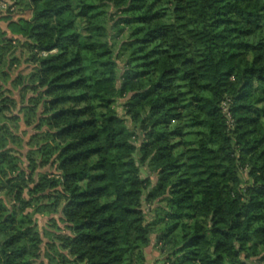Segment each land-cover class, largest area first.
Listing matches in <instances>:
<instances>
[{
    "label": "trees",
    "instance_id": "obj_1",
    "mask_svg": "<svg viewBox=\"0 0 264 264\" xmlns=\"http://www.w3.org/2000/svg\"><path fill=\"white\" fill-rule=\"evenodd\" d=\"M4 14L0 64L31 67L32 132L8 128L18 102L0 81V264H146L151 241L155 264L264 263V0H16ZM127 26L118 76L108 36ZM33 207L57 216L44 253Z\"/></svg>",
    "mask_w": 264,
    "mask_h": 264
},
{
    "label": "rangeland",
    "instance_id": "obj_2",
    "mask_svg": "<svg viewBox=\"0 0 264 264\" xmlns=\"http://www.w3.org/2000/svg\"><path fill=\"white\" fill-rule=\"evenodd\" d=\"M15 2H16V0H0V17L2 15H5L4 13H5V10L7 8H9V7H10V9L13 8ZM115 17H117V16H112L111 11L109 10L107 12V16L106 17L102 16L101 20H102L103 24L111 27L113 24V21L110 22V19H114ZM118 25H119L118 27H122L121 24H118ZM130 29H131V27L127 26V27H124V30L122 32L111 31V33H109V36H108V41L113 44L114 52H113L112 56L117 62V74H118V76H120L121 73L124 72L123 71L124 70V68H123L124 64L123 63H124L125 59L127 58V54H126L127 52L122 48L121 44L123 41L126 40L127 33ZM0 32L3 33L2 36H6L8 38L13 37V35L7 29V22L6 21L0 20ZM3 60L6 61V58ZM30 70H31V67L28 66L27 63H23V62L19 65H13L11 67L7 66L5 64V62L0 64V72L3 71V73L6 74V75H4L3 73H0V81L5 88L9 89L12 92L13 97H15L17 99V102H18V105L16 106V109L14 110V115H16V114L19 115V120L17 121L18 127L16 128L15 122L6 121L5 123L7 124L8 128H10L11 132H13V134L17 135L18 137H22L24 141H26L28 139L29 135L32 132V129H31V127L26 126L23 122L24 117H25V112L22 110V104L20 103L19 91H21L23 85H26L27 83H29L27 75L29 74ZM223 110L225 112L227 110L225 104H223ZM117 111L119 114H122V109L120 106L117 107ZM226 115L228 116V113H226ZM194 131H203V130H201V128H195ZM25 149H23V150L26 151ZM142 175L150 177V179L153 183L156 180L155 174H153L149 170H146V171L143 170ZM155 205L156 204H154L151 208L155 207ZM34 208H36V207L31 208L29 211L32 213H34V211H36V213L33 214V221H34V223H36L38 230L41 234V237L43 240V243L41 245V249H42V253H44L45 244L50 240L51 233L59 231L56 227L51 226V222L49 220L51 217L57 218V216L44 214V213L40 212L37 208H36L37 210ZM144 209L146 211V209H148V207L146 206V207H144ZM148 213H150V215H149L150 221L155 219L154 218L155 213H153L152 211L150 212V210L148 211ZM57 223H58L59 227L62 226L59 222H57ZM158 228H159L158 223L153 225V229H158ZM153 242L154 241H151L150 245L148 247H146V249H145L146 264H155L156 260L159 257V251ZM51 254L53 256H55L53 264H58V262H59L58 258L59 257H57L54 254V252H52ZM37 263L38 264H49V260L44 258L43 256H41V258L38 259ZM258 264H264V263H258Z\"/></svg>",
    "mask_w": 264,
    "mask_h": 264
}]
</instances>
